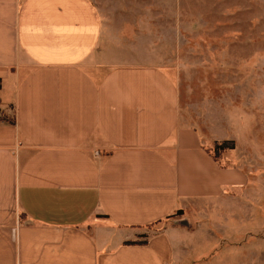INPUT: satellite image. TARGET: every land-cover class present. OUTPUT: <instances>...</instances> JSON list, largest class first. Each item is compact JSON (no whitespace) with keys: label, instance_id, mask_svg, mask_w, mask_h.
I'll return each mask as SVG.
<instances>
[{"label":"crops","instance_id":"obj_1","mask_svg":"<svg viewBox=\"0 0 264 264\" xmlns=\"http://www.w3.org/2000/svg\"><path fill=\"white\" fill-rule=\"evenodd\" d=\"M102 33L94 0H0V264H264L240 132L225 165L171 76Z\"/></svg>","mask_w":264,"mask_h":264},{"label":"rangeland","instance_id":"obj_2","mask_svg":"<svg viewBox=\"0 0 264 264\" xmlns=\"http://www.w3.org/2000/svg\"><path fill=\"white\" fill-rule=\"evenodd\" d=\"M101 50L149 62L176 83L180 116L216 142L239 138L264 174V0H94ZM233 148L223 149L225 165ZM162 224L147 226L160 231ZM264 238V230L250 239ZM264 243H257V252Z\"/></svg>","mask_w":264,"mask_h":264},{"label":"trees","instance_id":"obj_3","mask_svg":"<svg viewBox=\"0 0 264 264\" xmlns=\"http://www.w3.org/2000/svg\"><path fill=\"white\" fill-rule=\"evenodd\" d=\"M234 144L231 140H223L221 142H215L214 145L209 148L210 152L215 158H218L220 152L225 148H233ZM151 225V224H150Z\"/></svg>","mask_w":264,"mask_h":264},{"label":"built area","instance_id":"obj_4","mask_svg":"<svg viewBox=\"0 0 264 264\" xmlns=\"http://www.w3.org/2000/svg\"><path fill=\"white\" fill-rule=\"evenodd\" d=\"M4 116H5V108L0 103V119H3Z\"/></svg>","mask_w":264,"mask_h":264}]
</instances>
